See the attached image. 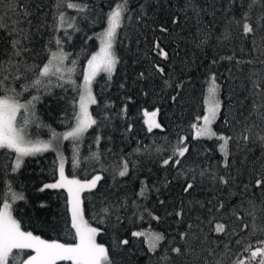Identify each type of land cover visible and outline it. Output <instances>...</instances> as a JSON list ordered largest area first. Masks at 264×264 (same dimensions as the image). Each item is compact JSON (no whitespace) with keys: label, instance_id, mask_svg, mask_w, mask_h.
<instances>
[{"label":"trees","instance_id":"1","mask_svg":"<svg viewBox=\"0 0 264 264\" xmlns=\"http://www.w3.org/2000/svg\"><path fill=\"white\" fill-rule=\"evenodd\" d=\"M70 2L86 4L87 9L78 13L66 4L57 9V0H0V20L9 27L15 19H24L16 13L24 9L31 13L27 17L31 24L25 21L20 25L31 34L30 42H24L30 49L23 54L24 61L42 67L50 51L57 50L55 39L59 38L63 50L70 54L65 66L74 67L71 80L75 84L67 82L68 74L64 73L63 81L51 77L47 90L30 88L21 97L23 103L39 96L34 115L23 110L18 115L20 125L30 116L27 131L32 138H50L53 132L73 125L85 66L97 49V33L106 26L108 13L122 0ZM250 4L251 0H128V11L114 43L119 62L110 78L101 72L93 81L96 103L91 104L90 111L97 124L82 139L60 143L68 176L102 177L96 188L82 192V204L87 221L100 229L96 238L109 249L112 264H235L238 260L249 264L250 252L244 251L245 247H264V232L259 230L264 225V194L256 187L243 190L244 184H254L264 165V148L259 140L264 136V0ZM60 11L68 18L75 17L80 30L67 24L61 28ZM244 23L253 31L245 33ZM161 27L167 32H161ZM10 40L7 30L0 29V62L9 59ZM156 43L167 52V59L158 54ZM157 65L164 68V74L156 71ZM28 76L32 78L31 73ZM212 77L220 99L213 123L217 135L196 137L192 125L199 123L205 112L206 89ZM23 82H16L18 91ZM144 109H159L161 128L148 131ZM222 134L232 137L227 168L219 147ZM244 134L249 141L243 140ZM180 137L186 138L184 143L189 148L180 158L182 163L163 165ZM93 153L99 154V161L91 158ZM15 157L12 150L0 149V193L10 184L25 197L10 201L13 216L20 220L22 229L43 239L71 241L65 231L71 215L67 190H39L58 179L56 151L26 156L13 172ZM125 160L129 171L120 177L118 171ZM220 176L228 178L230 184H222ZM187 183L194 184L189 192L183 190ZM144 184L150 191L140 197ZM221 202L223 208L219 207ZM112 204L119 208L116 214L120 221L112 214L100 223L96 213ZM253 221L257 225L254 234ZM216 223H223L226 232L216 233ZM70 231L74 234V229ZM133 232H158L164 239L153 251L146 235L137 237ZM181 233L187 236L181 239ZM123 240L128 244L121 243ZM175 247H180L182 254L173 252Z\"/></svg>","mask_w":264,"mask_h":264},{"label":"snow or ice","instance_id":"2","mask_svg":"<svg viewBox=\"0 0 264 264\" xmlns=\"http://www.w3.org/2000/svg\"><path fill=\"white\" fill-rule=\"evenodd\" d=\"M258 0H251V7L253 4L257 3ZM66 4L67 8L76 9L78 13L84 12L87 9L86 4L72 3L70 0H57V9H62ZM10 11L16 13L15 8H10ZM128 11V0H122L121 3H117L115 8L108 13V27L102 34V47L100 51L93 55L90 60H88V66L84 73V83L82 85V90L79 94V112L75 114L76 123L75 126L71 127L70 131L63 134H57L53 132V141L56 142L58 146L60 139L63 140H80L82 139L85 132L88 131L93 125L97 124L96 119L92 117L88 110L89 104H95L96 98L92 95L91 84L96 75L100 71L109 73V78L111 73L115 70L116 64L119 62L116 56L113 45L115 37L117 35V29L121 26V21L124 13ZM16 15L22 16L24 19H15L12 25L9 27L5 22L0 20V29H6L8 35L11 37L9 43L11 44L12 52L9 55V59L4 62H0V149H10L16 154L15 165L12 168L13 172H16L23 163V158L26 156L35 155L36 153H41L49 149L57 150L54 147L53 141L33 142L25 138L24 128L17 125V116L23 110L24 113L35 114V102L39 101V96H32L31 100H25L21 102V97L24 92L29 91L30 88H35L38 92L41 88L47 90L49 84H51V77L55 76L58 80L63 81L65 79V71L68 74L69 83L75 84V81L71 80V74L74 72V67L65 69L64 61L68 59L69 53H65L62 46V40L59 38L55 39V44L57 46V51H50V56L47 63L43 64L41 67L35 63L28 64L23 60V54L30 51L25 41L30 42L31 34L28 30L21 27L20 25L25 21L30 25L31 21L27 19L31 15L26 9L22 10ZM131 19V17H128ZM245 19H247V13L245 14ZM264 19V17H261ZM176 22L175 20L173 21ZM58 23L61 28L67 24L68 28H73L75 31L80 29L75 26V17H66L64 11H60L58 15ZM243 29L245 33H250L253 31L252 27L248 23H244ZM161 32H167V28L161 27ZM65 35L68 36L67 30L65 29ZM69 39L71 37L69 36ZM155 47L159 49L160 55L167 59V52H165L159 43L155 44ZM20 57V60L14 58ZM72 65L75 66L76 61L73 60ZM7 65V66H5ZM156 71L160 74H164V68L160 66H155ZM32 74L30 79L28 74ZM143 77V73L140 74ZM23 79V83L19 85L20 90L18 91L15 87L17 81ZM10 81L9 83H5ZM167 84V81H165ZM58 86L62 87V84ZM123 87V85H121ZM217 85L215 79H212L211 85L209 87V107L208 113L203 116V125L197 127L193 124L192 127L196 129V137H214L217 134L212 131L210 125L217 118L218 109L220 107L219 101L216 99ZM176 97L173 96L172 100L175 101ZM126 111V106L125 109ZM159 109L148 112L144 111L143 115L145 117L144 123L147 125L148 131H152L153 128H161V124L157 122L156 116ZM199 119V118H198ZM27 118L24 119V124H27ZM132 126L129 125L127 131H131ZM250 131V129H246ZM244 141H249L250 137L246 134L243 135ZM97 137V142L99 141ZM185 137H180L177 144L172 146L171 155L163 160V165L178 166L182 163L180 158L185 157L188 153L189 148L187 144L184 143ZM223 143L220 144V151L224 156V166L229 167L228 157L230 155L227 146L232 137H224L220 135L218 137ZM259 140L261 142V147L264 148V136H260ZM139 150V149H138ZM157 152L160 151L159 148L156 149ZM92 159L99 161L100 157L98 153L92 154ZM129 165L128 161L125 160L121 169L118 171L120 177H124L128 174ZM203 176L204 173L201 172ZM254 184L246 183L243 186L244 192L250 191L252 187L261 189L262 194H264V165H262V171L257 172ZM102 179L101 176L96 175L91 180L86 182H81L78 179H69L65 175L64 163L61 160L59 166V180L55 183L45 184L39 190L43 192L45 189H59L64 188L68 192V203L70 205V221L65 222V231L71 236V241L61 242L59 239H43L40 235H34L33 231H27L22 229L20 220L13 216L12 203L17 200H24L25 197L22 193H17L12 190L11 185L7 186V190L0 193V201L3 202V206L0 207V264H59V262H70V264H112L110 259L109 249L106 248L102 243H97L96 237L100 229L92 227L90 223L84 218V210L82 208L81 192L85 189L92 190L96 188L98 181ZM215 179V176H213ZM219 180L225 186L230 184V180L224 176H220ZM193 183H187L184 187L185 192H189L193 189ZM150 191L147 185H142L138 195L140 197H145V192ZM231 194V193H230ZM161 204L164 201H160ZM250 204L255 206L254 201H249ZM135 204V201H133ZM264 205V201H262ZM45 205H41L44 207ZM123 205H121L122 207ZM220 208L224 207L223 202L219 205ZM119 208L117 205H106L99 209L96 216L99 217V222L104 223L105 218L118 213ZM151 215V213H149ZM182 213H177L181 215ZM253 215L252 213H249ZM117 222L120 221V216L116 214ZM239 218V217H238ZM153 219L159 220V217H153ZM212 223V221H209ZM70 225V228H69ZM191 227V225H189ZM245 228L248 227L247 224L244 225ZM56 226H53L55 230ZM70 229H74V234L71 233ZM253 229H257V225L253 221ZM259 230L264 232V225L259 226ZM214 231L216 233H225V225L223 223H216ZM133 236H147L150 241V250H155L158 241L164 239L162 233H143V232H133ZM187 233H181V239H184ZM121 243L128 244V240H123ZM237 244L241 241L237 240ZM264 243V241H261ZM227 247V246H226ZM30 250V251H26ZM173 252L182 254V249L180 247H175L172 249ZM244 251L250 252L248 257L249 264L251 261L255 260L256 264H264V247H257L252 250L251 245L246 246ZM26 257V258H25ZM257 257L260 259L256 260ZM235 264H245V261L238 260Z\"/></svg>","mask_w":264,"mask_h":264},{"label":"rangeland","instance_id":"3","mask_svg":"<svg viewBox=\"0 0 264 264\" xmlns=\"http://www.w3.org/2000/svg\"><path fill=\"white\" fill-rule=\"evenodd\" d=\"M115 8V7H114ZM112 11V10H111ZM107 27H108V22H107V25L101 30V31H99L98 33H97V38H98V44H97V49L91 54V56L89 57V59L88 60H90L91 59V57L93 56V55H95L96 53H98L99 51H100V48L102 47V43H101V41H102V34L105 32V30L107 29ZM118 30V29H117ZM116 38V37H115ZM114 43H115V41H114ZM113 50H114V45H113ZM55 51H57V50H55ZM65 52V51H64ZM114 52H115V50H114ZM66 53V52H65ZM87 66H88V61H87V63H86V66H85V70H84V73H85V71H86V69H87ZM64 67H65V69H67L68 67H66L65 66V61H64ZM101 72H104V71H100L99 73H101ZM65 73H67L66 71H65ZM98 73V74H99ZM105 73H107V72H105ZM97 74V75H98ZM107 74H109V73H107ZM96 75V76H97ZM214 77H212L211 79H210V82H209V84H208V88H207V92H206V96H205V112H204V114H203V116H205L207 113H208V107H209V87H210V85H211V82H212V79H213ZM95 79V78H94ZM215 79V78H214ZM94 81V80H93ZM93 81H92V84H91V89H92V95L94 96V93H93ZM83 83H84V76H83V81H82V85H83ZM215 83H216V85H217V82H216V80H215ZM82 85H81V89H80V92H81V90H82ZM216 99L219 101V104H220V99H219V95H218V88H217V90H216ZM90 106H91V104H89L88 105V110H89V112H90V114H91V111H90ZM219 109H220V107H219ZM219 109H218V111H219ZM145 110H147L148 112H152V111H155V110H157V109H144L143 110V113H144V111ZM79 112V97H78V100H77V113ZM28 114V113H27ZM19 115V114H18ZM92 115V114H91ZM217 115H218V113H217ZM203 116H202V118H203ZM143 117H144V115H143ZM201 118V121L199 122V123H197L196 125H197V127H199V126H202L203 125V119ZM29 119H30V116L28 115L27 116V124H24V125H20V124H18V116H17V125L18 126H22L23 128H24V135H25V138L26 139H28V140H31V141H33V142H36V141H42V142H48V141H53V136L52 137H50V138H32L30 135H29V133H28V131H27V126H28V123H29ZM156 120H157V122L159 123V121H158V116H156ZM144 121H145V117H144ZM215 121V120H214ZM214 121L211 123V125H210V127H211V129H212V131H214V126H213V123H214ZM75 123H76V119H75V121H74V123H73V125L71 126V127H73V126H75ZM71 127H69L68 129H65V130H63V131H60V132H58L57 134H63V133H65V132H67V131H70L71 130ZM195 132H196V129H194L193 128V134L195 135ZM215 132V131H214ZM223 135V134H222ZM196 136V135H195ZM220 136V135H219ZM224 137H227L226 135H223ZM62 138L60 139V141H59V144H58V146L56 145V142L55 141H53V144H54V147H56V149L57 150H55L56 151V153H57V155H58V168H59V166H60V163H61V160H63V163H64V171H65V155H64V152L62 151V148H61V146H60V143L62 142ZM221 143H223V141H221L220 140V144ZM219 147H220V145H219ZM227 149H228V146H227ZM15 159H16V157H15ZM24 159V158H23ZM65 175L69 178V179H73V178H75V179H78V180H80L81 182H86V181H89V180H91L93 177H91V178H88V179H79V178H77V177H71V176H68L67 174H66V172H65ZM96 175H98V174H96ZM95 175V176H96ZM59 180V171H58V179L55 181V182H57ZM80 196H81V201H82V192H81V194H80ZM10 202V201H9ZM82 206V208H83V204L81 205ZM69 207H70V205H69ZM84 218H85V220H87L86 219V217H85V215H84ZM92 227H96L95 225H93V224H90ZM97 228V227H96ZM24 230V229H23ZM28 231V230H27ZM154 233H158V232H154ZM96 240H97V238H96ZM97 243H101V242H99L98 240H97ZM103 244V243H102ZM105 247H106V245L105 244H103ZM26 258V257H25Z\"/></svg>","mask_w":264,"mask_h":264},{"label":"bare ground","instance_id":"4","mask_svg":"<svg viewBox=\"0 0 264 264\" xmlns=\"http://www.w3.org/2000/svg\"><path fill=\"white\" fill-rule=\"evenodd\" d=\"M107 22H108V20H107ZM106 25H107V24H106ZM96 39H98L97 36H96ZM207 88H208V87H207ZM206 90H207V89H206ZM206 92H207V91H206Z\"/></svg>","mask_w":264,"mask_h":264}]
</instances>
